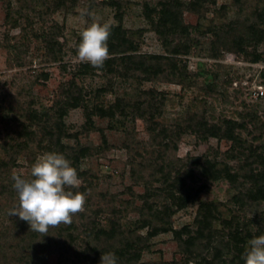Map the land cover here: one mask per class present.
Masks as SVG:
<instances>
[{
    "label": "rangeland",
    "instance_id": "1",
    "mask_svg": "<svg viewBox=\"0 0 264 264\" xmlns=\"http://www.w3.org/2000/svg\"><path fill=\"white\" fill-rule=\"evenodd\" d=\"M58 1L0 0V102L7 109L10 107L13 115L18 113L20 105L26 108L30 101L35 102V109L51 107L55 101L63 98V92L71 82L76 84L77 90H81L88 109L97 102L109 106L118 98L137 104L148 99L143 91L155 90L161 93V96H157V102L161 97L164 98L161 115L154 119L157 129L163 126L173 129L177 125H185L189 111L193 110L210 123H220L223 119L243 122L246 128L238 133L255 145L264 144V134L257 131L250 121L256 117L264 122V96H255L258 87L264 90V43L259 44L255 51L261 55V60L253 62L254 52L251 48H248L247 56L236 55L222 47L214 50L213 47L218 44L213 46L214 35L208 30L214 20L216 25L234 23L237 30L233 34L240 33L247 23L255 22L249 14L250 7L256 4L263 7L264 0H251L248 7H241L233 0H215V5H207L203 20L189 11L182 13L183 22L193 27L191 39L198 43L187 55L178 57L186 65L188 73L194 76L192 85L187 88L169 83L163 78L140 81L117 74L110 75L101 70L78 75L80 65L87 63L77 59L81 32L94 22H107L110 26L119 24L116 18L119 10L111 2L119 3L122 28L138 45V53L165 55L143 12L145 2L154 7L163 0H64L63 6L55 8ZM181 1L187 3L190 0ZM221 7H226L222 10L225 15H219ZM7 13L11 17L9 20H6ZM11 19H19L20 26L12 28ZM198 24L201 27L197 29L195 27ZM52 39L62 45L63 57L60 61H53L49 55L47 41ZM214 53L218 55L214 57ZM44 74L48 75L47 80L43 79ZM100 88H105L106 92L97 94ZM92 120L93 128H85L86 111L83 106L70 110L64 119L66 132L71 135L63 140L64 144L75 149L79 146L90 149L89 156L81 160L79 167L80 172L86 175L78 176L81 183L69 189L86 195L84 211L72 217L76 235L82 234L83 227L91 219L104 225L106 217H111L113 208L126 212L122 221L127 229L132 227V222L139 217L132 209L141 206L139 195L145 192V186L133 180L131 164L149 159L151 155L148 152L152 149L147 123L134 114H129L127 119L117 116L115 120H109L93 116ZM11 125L6 126L0 122V143L8 131L14 133L12 136L17 140L16 127ZM31 129L36 132V138L25 151L18 154L16 166L11 168L12 175L18 174L25 179L32 178L33 163L47 153L43 149L46 142L42 139L41 129L37 126ZM102 133L106 137V144H103ZM230 146L231 143L224 140L202 141L187 133L178 143L174 155L184 160L190 156L220 155ZM229 163L234 167L237 165L236 161ZM150 186L159 187V183ZM187 186L194 189L197 187L189 182ZM83 187L85 191L80 189ZM234 194L235 190L226 181H219L211 183L199 195L198 201H215L235 207L232 203ZM161 199L157 197L153 201L160 203ZM235 208L247 221L260 218L263 213L261 204ZM13 209H19V197L14 187L10 195L0 194V230L8 227L11 229L15 224L19 228L16 223L19 216L9 215ZM196 212L197 204L176 212L171 218L173 229L192 226ZM250 227L255 229L254 225ZM141 234H145V230ZM9 235L8 232L5 236L7 244L0 250V264H19L16 261L18 256L14 250L15 242L10 240ZM51 236L57 237L53 229L47 233L45 241L40 242H46ZM56 241L61 244L63 239ZM76 244L81 245V242L77 241ZM60 254L61 251L56 248L55 251L40 255L33 264H60ZM72 256V253L64 255L63 262L69 264ZM182 260L183 256L172 232L154 237L150 241V249L144 251L141 257L144 264H172Z\"/></svg>",
    "mask_w": 264,
    "mask_h": 264
},
{
    "label": "trees",
    "instance_id": "2",
    "mask_svg": "<svg viewBox=\"0 0 264 264\" xmlns=\"http://www.w3.org/2000/svg\"><path fill=\"white\" fill-rule=\"evenodd\" d=\"M251 0H233L241 7H248ZM253 1V0H252ZM112 6L120 11L117 2H111ZM215 5V0H190L184 3L181 0H163L151 7L147 2L143 5L145 18L148 20L151 30L157 35L165 55L140 54L138 45L129 37L127 31L122 28V13L118 11L116 18L118 25L111 26V35L108 39L110 57L100 69L92 67L89 63L80 65L78 75H86L95 70L107 72V74L121 76L123 78L137 79L140 81H156L163 78L169 83L187 88L192 85L194 76L190 75L184 63L178 59L185 56L197 42L191 39L193 27L183 22L182 13L189 11L198 15L200 20L205 18L207 5ZM64 5V0H59L55 8ZM9 8V7H8ZM219 9V15H225ZM250 16L254 23H247L240 33L233 34L237 25L227 23L216 25L211 21L208 29L214 35L213 47H222L236 55H248V48L253 49V62L261 60V55L255 51L259 44L264 43V6L258 4L250 7ZM11 18L9 13L6 20ZM11 27L20 26L19 19H11ZM198 24L195 28H200ZM240 30V29H239ZM219 42V43H218ZM49 55L53 61L62 59V45L56 40L47 41ZM218 53H214L216 57ZM47 80L48 75L44 74ZM106 92L105 88L98 89L97 94ZM147 100L130 104L123 99L105 106L97 102L91 109L86 106L85 97L81 90H77L74 82L64 90L63 98L55 101L51 107L41 106L33 108L34 101H30L26 108L20 105L17 114H12L10 107L7 109L0 102V122L4 125L16 127L17 140L7 132L5 139L0 143V194H11L14 181L11 168L16 166V157L29 147V143L36 138V132L31 129L37 126L42 131V139L46 152L63 154L76 168L78 176L86 174L80 172L81 160L89 156L88 147L79 146L72 148L64 144L63 140L71 137L66 132L64 119L68 112L83 106L86 111L85 128H93V116L101 119L115 120L117 116L127 119L129 114L143 119L147 123L150 134V158L142 162H133L131 176L137 184L145 186V192L139 195L141 206L132 210L138 214V219L132 222L130 229L123 223L124 211L111 209V217H106L105 224L91 219L89 224L83 227L81 235H76L74 224L61 223L58 227H52L57 237L51 236L45 241L46 236L30 230V225L21 220L16 221L11 229L0 230V250L7 244L6 235L9 232L10 240H14L16 261L19 264H33L40 255L48 254L58 248L62 257L72 253L69 264H101V255L113 252L117 257V264H144L141 257L144 251L150 249V241L167 232H172L174 239L183 256L180 263L172 264H245L243 259L248 241L256 236L264 235V144L255 145L242 137L238 132L246 128L245 123H239L233 119H223L220 123H210L204 116H199L193 110L185 125H177L175 128H156L155 117L161 115L160 108L164 101L161 97L157 102V96H161L155 90L143 91ZM251 123L257 131L264 134V122L252 117ZM193 134L200 140L208 139L224 140L231 143L230 148L220 155L190 156L182 159L174 154L177 152L178 143L187 134ZM103 144L106 137L102 133ZM229 161H236L232 166ZM226 181L234 190L232 203L238 209L245 206L261 204L263 213L255 217V220L247 221L240 216L235 207L223 203L211 201H198L199 195L209 188L211 183ZM187 182L197 187L190 188ZM159 183V187L150 184ZM82 191L86 189L80 188ZM157 197L162 201L158 203ZM197 204V212L192 226H184L175 230L171 224L172 216L189 205ZM258 220V221H256ZM260 222V225L258 224ZM13 224V226H14ZM254 225L255 229L250 226ZM49 227L48 232H50ZM145 230V234H141ZM53 237V238H52ZM63 239L60 244L57 239ZM54 239L55 241H52ZM82 240V241H81ZM41 241V242H40ZM77 241L81 245L76 244ZM76 246V247H75Z\"/></svg>",
    "mask_w": 264,
    "mask_h": 264
},
{
    "label": "clouds",
    "instance_id": "3",
    "mask_svg": "<svg viewBox=\"0 0 264 264\" xmlns=\"http://www.w3.org/2000/svg\"><path fill=\"white\" fill-rule=\"evenodd\" d=\"M80 35L77 59L96 69L102 68L110 57L107 44L111 35L110 24L91 23ZM31 177L12 176L13 187L19 197V209L9 213L26 221L30 230L46 236L49 227H58L61 223L70 225L72 217L84 211L86 195L69 190L81 183L77 170L63 154H42L31 167ZM247 243L243 256L245 264H264V235L256 236ZM101 264H117L116 255L113 252L102 254Z\"/></svg>",
    "mask_w": 264,
    "mask_h": 264
},
{
    "label": "built area",
    "instance_id": "4",
    "mask_svg": "<svg viewBox=\"0 0 264 264\" xmlns=\"http://www.w3.org/2000/svg\"><path fill=\"white\" fill-rule=\"evenodd\" d=\"M256 97H263L264 96V90L262 87H258L257 91L255 92Z\"/></svg>",
    "mask_w": 264,
    "mask_h": 264
}]
</instances>
